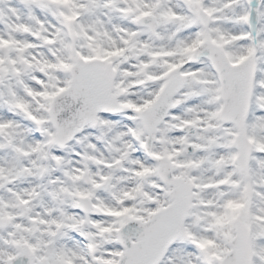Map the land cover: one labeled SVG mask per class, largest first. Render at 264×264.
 Here are the masks:
<instances>
[{
	"label": "snow or ice",
	"instance_id": "obj_1",
	"mask_svg": "<svg viewBox=\"0 0 264 264\" xmlns=\"http://www.w3.org/2000/svg\"><path fill=\"white\" fill-rule=\"evenodd\" d=\"M0 264H264V0H0Z\"/></svg>",
	"mask_w": 264,
	"mask_h": 264
}]
</instances>
